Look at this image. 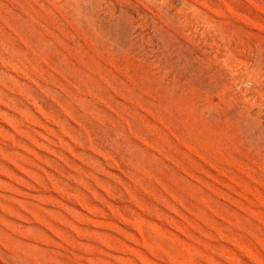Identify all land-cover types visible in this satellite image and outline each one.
<instances>
[{
	"label": "rangeland",
	"instance_id": "374dc122",
	"mask_svg": "<svg viewBox=\"0 0 264 264\" xmlns=\"http://www.w3.org/2000/svg\"><path fill=\"white\" fill-rule=\"evenodd\" d=\"M0 264H264V0H0Z\"/></svg>",
	"mask_w": 264,
	"mask_h": 264
}]
</instances>
